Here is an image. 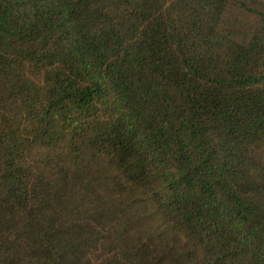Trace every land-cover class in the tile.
Listing matches in <instances>:
<instances>
[{
  "label": "trees",
  "instance_id": "trees-1",
  "mask_svg": "<svg viewBox=\"0 0 264 264\" xmlns=\"http://www.w3.org/2000/svg\"><path fill=\"white\" fill-rule=\"evenodd\" d=\"M0 264H264V0H0Z\"/></svg>",
  "mask_w": 264,
  "mask_h": 264
}]
</instances>
